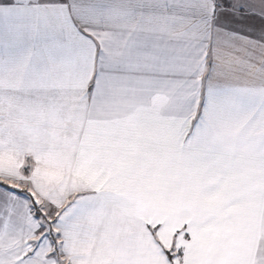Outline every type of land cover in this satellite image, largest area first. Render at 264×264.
Here are the masks:
<instances>
[{
  "label": "snow or ice",
  "instance_id": "snow-or-ice-1",
  "mask_svg": "<svg viewBox=\"0 0 264 264\" xmlns=\"http://www.w3.org/2000/svg\"><path fill=\"white\" fill-rule=\"evenodd\" d=\"M0 264H264V0H0Z\"/></svg>",
  "mask_w": 264,
  "mask_h": 264
}]
</instances>
